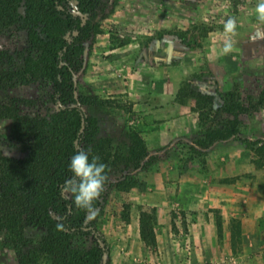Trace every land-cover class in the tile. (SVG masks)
Wrapping results in <instances>:
<instances>
[{"label": "rangeland", "instance_id": "374dc122", "mask_svg": "<svg viewBox=\"0 0 264 264\" xmlns=\"http://www.w3.org/2000/svg\"><path fill=\"white\" fill-rule=\"evenodd\" d=\"M101 1L96 15L82 14L74 0L64 5L90 26L74 94L94 134L84 148L108 165L98 214L86 221L107 243L104 264H264L258 0ZM229 16L235 35L223 31ZM227 40L234 50L224 55ZM27 46L25 31L0 35V157L32 152L7 108L38 120L60 111L51 84L24 60ZM229 120L237 133L215 141ZM144 214L155 241L141 235ZM43 234L24 231L35 240ZM0 264H20L7 234Z\"/></svg>", "mask_w": 264, "mask_h": 264}, {"label": "trees", "instance_id": "16d2710c", "mask_svg": "<svg viewBox=\"0 0 264 264\" xmlns=\"http://www.w3.org/2000/svg\"><path fill=\"white\" fill-rule=\"evenodd\" d=\"M65 1L0 0V35L15 30L27 33L24 60L34 75L51 84V101L60 107L49 120L19 117L11 107L4 115L18 120V136L27 135L33 142L29 158L0 157V235H9L20 264H104L107 251L105 239L87 225V211L77 208L61 191L73 175L69 170L71 156L86 151L84 146L94 137L88 129L89 119L76 105L73 75L80 69L76 58L84 52L82 42L90 26L83 25ZM74 1L82 14L91 15H96L102 2ZM74 31V38H64L65 32ZM2 56L5 54L0 51V60ZM226 125L227 130L218 131L215 141L237 133L236 122L229 120ZM93 206L96 208L98 201ZM148 218L144 214L141 220V235L145 241H155L146 224ZM57 223H63L65 230L57 231ZM27 228L42 229L44 234L38 240L27 238ZM81 239L85 240L83 245L77 243Z\"/></svg>", "mask_w": 264, "mask_h": 264}, {"label": "clouds", "instance_id": "9594fccd", "mask_svg": "<svg viewBox=\"0 0 264 264\" xmlns=\"http://www.w3.org/2000/svg\"><path fill=\"white\" fill-rule=\"evenodd\" d=\"M253 14L260 24H264V0H258ZM237 20L234 16H229L224 22L223 31L226 35H235ZM231 40H227L223 45V54L228 55L233 51ZM92 150H80L70 158L69 170L72 177L65 180L61 186L62 193L69 194L74 198L77 208L87 211L88 219L94 218L98 214V209L93 206V202L101 198L108 180V165L100 162V157L91 155ZM57 231H64L65 225L57 223Z\"/></svg>", "mask_w": 264, "mask_h": 264}]
</instances>
